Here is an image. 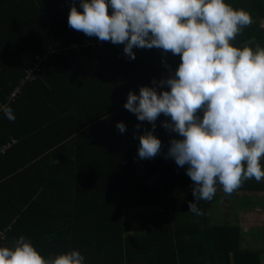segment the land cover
<instances>
[{
	"label": "trees",
	"instance_id": "1",
	"mask_svg": "<svg viewBox=\"0 0 264 264\" xmlns=\"http://www.w3.org/2000/svg\"><path fill=\"white\" fill-rule=\"evenodd\" d=\"M73 3L83 11L80 0H0V106L25 75L20 57L44 59L37 80L8 106L15 120L0 117V148L15 139L0 154V247L23 235L45 259L75 249L85 264H262L260 251L242 248L240 225L212 224L217 190L199 202L201 215L189 211L188 166L165 158L169 141L183 139L162 127L170 117L156 121L160 154L138 156L139 137L152 126L124 107L128 93L174 74L180 56L134 48L133 60L110 41L72 48L85 37L68 25ZM254 9L263 13L264 3ZM250 25L234 46H264V30ZM242 188L264 191V181Z\"/></svg>",
	"mask_w": 264,
	"mask_h": 264
},
{
	"label": "clouds",
	"instance_id": "2",
	"mask_svg": "<svg viewBox=\"0 0 264 264\" xmlns=\"http://www.w3.org/2000/svg\"><path fill=\"white\" fill-rule=\"evenodd\" d=\"M80 7L72 4L69 27L123 44L129 59L134 48L180 56L174 74L153 81L155 87L141 86L139 95L129 91L124 107L152 126L139 137V158L160 154L153 133L161 114L170 117L162 127L183 137L169 141L165 158L188 166L195 198L189 211L201 215L199 202L211 201L217 184L231 195L245 181H264V46L232 43L252 23L247 11L225 0H80ZM4 115L15 120L11 108ZM116 127L126 130L123 122ZM0 264H85V258L74 249L45 259L21 235L13 247H0Z\"/></svg>",
	"mask_w": 264,
	"mask_h": 264
},
{
	"label": "crops",
	"instance_id": "3",
	"mask_svg": "<svg viewBox=\"0 0 264 264\" xmlns=\"http://www.w3.org/2000/svg\"><path fill=\"white\" fill-rule=\"evenodd\" d=\"M260 3H264V0H259ZM227 4H229L227 2ZM257 4V0H236L235 4H229L233 8H237L238 5L242 6V9L247 11L252 16V23H259L260 28L264 30V12H257L254 9V5ZM250 26V27H249ZM245 28H243L241 31L243 33H248L251 29V26L249 25ZM35 55L33 53H27L25 55H22L20 57V62L23 68H27L31 66L34 62ZM251 197L254 198L253 200H257L256 204L257 208L259 210H262L264 206V191H251V190H244L242 186L235 190L231 195H228L227 199H224L222 201L218 202V197L216 198V201H214L209 206V218L212 222V224H224V223H231L235 224V221L237 222V225H240L242 227V248L245 250H258L261 253V259L262 264H264V226L261 228L256 227L255 224L251 221H247V212L246 211H239V218L236 213V220L235 221H229L228 219H232L233 213H231V209L235 207H240L243 205H247L249 199H245V197ZM225 203L222 210H220V204L221 202ZM262 206V208H261ZM264 214V209H263ZM217 220L219 222H217Z\"/></svg>",
	"mask_w": 264,
	"mask_h": 264
},
{
	"label": "built area",
	"instance_id": "4",
	"mask_svg": "<svg viewBox=\"0 0 264 264\" xmlns=\"http://www.w3.org/2000/svg\"><path fill=\"white\" fill-rule=\"evenodd\" d=\"M101 43H102V41H100V40H94L93 36L89 37V36L85 35L84 40L82 42L75 43L72 46V48L83 49L84 47H87L90 45L96 46V45H100ZM43 61H44V59L37 56L36 62H34L31 66H29L25 69V75L22 76V78L20 80V84L18 86H16L14 88V90L11 92V94L8 97L7 102L4 104H1V106H0V117L4 113L5 109L8 108V106L10 104H12V103L16 102V100H18V98L21 94V90H22L23 85H25L27 82H32V81L37 80V77H38V74L40 71V65ZM14 143H15V139L9 140V142L4 144L0 148V154H5L6 151L9 150ZM5 239H6V234L4 232H1L0 233V244Z\"/></svg>",
	"mask_w": 264,
	"mask_h": 264
},
{
	"label": "rangeland",
	"instance_id": "5",
	"mask_svg": "<svg viewBox=\"0 0 264 264\" xmlns=\"http://www.w3.org/2000/svg\"><path fill=\"white\" fill-rule=\"evenodd\" d=\"M216 188H217L218 202L228 198V195L224 193L221 185L217 184ZM245 199H249V201H247L248 204L240 206L239 208L238 207L232 208L230 211H231V213H233V217H232V219H228V220L229 221H232V220L235 221L236 220V218H235L236 213L238 215L237 218H239V211H246L248 214L246 220L248 222L249 221L253 222L256 227L262 228L264 226V214H263L264 206H263V208L261 206L262 210H259L257 208V205H255L257 200H253L254 198H252V196L251 197L246 196ZM219 204L221 205L220 210H222L221 209V208H223L222 206L225 205L224 201L219 203ZM217 222H219V221L217 220ZM236 223L237 222L235 221V224Z\"/></svg>",
	"mask_w": 264,
	"mask_h": 264
}]
</instances>
